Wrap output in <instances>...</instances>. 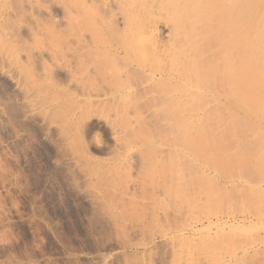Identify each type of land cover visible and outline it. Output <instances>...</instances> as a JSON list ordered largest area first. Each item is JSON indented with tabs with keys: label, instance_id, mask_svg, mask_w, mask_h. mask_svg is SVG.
Instances as JSON below:
<instances>
[{
	"label": "rangeland",
	"instance_id": "rangeland-1",
	"mask_svg": "<svg viewBox=\"0 0 264 264\" xmlns=\"http://www.w3.org/2000/svg\"><path fill=\"white\" fill-rule=\"evenodd\" d=\"M61 1L68 6L74 4ZM219 1L225 3L224 0L206 1V32L209 29L206 39H210L209 45L212 39L224 42L233 38L230 35L233 27L239 28L237 41L233 38L232 43L229 39L218 48L226 50L222 54L229 51L222 58L231 55L234 43L239 49L237 63L240 65L231 62L232 56L224 58L225 61L221 58L220 64L223 66L227 58H232L227 62L233 68L228 65L221 71L222 78L225 72L222 84L231 87L227 85L231 80L230 85H234L236 79L235 87L239 90L236 115L232 110L230 113L234 107L232 100L224 97L221 102L225 105L220 108L224 116L220 118L226 117L222 121L227 123L232 113L236 119L239 116L236 120H239L236 122L239 134H231L236 143L230 133V136L225 132H222L224 136L221 133L214 136L220 144L215 151L211 148V155L206 152L210 156H206L209 159L206 160V181L193 175L197 166H188L179 151H172V145L182 146L168 126L172 106L157 97L169 86L152 84L139 69L157 66L158 61L168 64L161 58L149 57L148 45L116 37L108 44L114 49L95 50L94 40L100 46L105 35L94 34L93 38L85 32L93 25L85 23L84 27H77L80 18L75 19L68 33L63 31L67 20L55 6L57 16L50 24L53 27L59 24L57 34L53 36L44 31L34 38L29 32L21 31L27 42L25 51H12L8 56L2 54L7 50L2 51L1 71L11 66L16 72L12 74L9 68L0 76V264H264V25L255 26L263 19L264 3L252 5L250 0L240 1L235 15H229L233 8L228 1L227 8ZM40 2L48 5L51 0ZM244 3L246 7L242 6ZM218 4L224 8L220 7L221 10ZM211 5L216 6L215 11L209 9ZM220 10L223 13L219 17ZM239 13L246 14L242 18ZM255 15L260 18H254ZM35 17L42 22L49 21L44 13ZM221 18L225 25L219 21ZM252 18L256 19L255 25H251ZM19 22L29 25L32 17H16L15 24ZM247 27L253 32L247 31ZM97 31H102L101 27L97 26ZM228 43L232 46H227ZM169 48L170 44H166V50ZM15 58L26 69L21 71L22 65H15ZM256 65L258 68H254ZM64 69L70 72L65 74ZM18 70L25 73L27 80L19 76ZM231 71L234 75L228 73ZM19 79L22 86L23 80L28 83L24 81L28 85V108L19 107L21 100L14 87ZM220 137L232 142L223 141V145L229 142L228 145L236 147L220 146ZM242 141L245 145H241ZM219 147L229 148L219 152ZM236 148L238 152L243 150L239 153L248 160L252 159L249 160L251 167L241 165L220 171L215 162L220 157L215 159L216 155L227 151L221 157L230 154L231 157ZM183 151L188 154L187 150ZM250 161L254 162L250 164ZM209 162L213 165H207ZM195 187L206 188L205 202L201 194H194ZM210 191L213 192L210 194ZM189 196H193L192 205L196 209L187 205L193 201ZM204 204L206 212L202 214ZM201 214L206 215V229L190 230L192 217H201Z\"/></svg>",
	"mask_w": 264,
	"mask_h": 264
},
{
	"label": "bare ground",
	"instance_id": "bare-ground-1",
	"mask_svg": "<svg viewBox=\"0 0 264 264\" xmlns=\"http://www.w3.org/2000/svg\"><path fill=\"white\" fill-rule=\"evenodd\" d=\"M206 1L207 0H75V2H73V0H69V2L74 3V4H71L70 6H68V5L64 4L63 1H61V0H51V2L48 5L47 4L42 5L40 0H0V50H1L0 55L6 53V55L8 56L9 53H12V51H13V53H14V51H17V50L18 51H25L23 49V47H27V42L24 41V38L22 37L21 31L22 32L23 31L29 32L31 34V36L34 38H37L38 35L40 33H43L44 31L50 32V34L53 36L55 34H57L58 31L56 29L58 28L59 24L55 25L54 27L51 26V24H50V21L55 22L54 17L57 16V14L55 12L56 11L55 6L59 7L61 9L62 12L61 11L60 12L62 13L63 17L67 20V28L65 27V29L63 31L68 33L70 28H72V26H73L72 24L75 25V22H76L75 19L80 18V23L77 25V27L82 28V27H84L85 23H87L89 25H93L89 28H86V30H85V32H88L93 38H94V34L105 35V40L103 41L104 43L100 44V46L96 45L95 40H94L93 48L95 50L96 49H102L104 51H109V50L114 49L113 46L108 45V44L111 43V39H115L116 37L121 38L125 42H128L129 39H134V40L140 42L144 46L148 45L147 51L151 55L149 57L156 58V59L161 58V60L165 61L168 64L166 66L162 61L161 62L158 61L157 66H148V67L141 66L139 69L141 70L140 72L143 75H146V77L148 78V81H150L152 84H154V85H157V84L165 85V84H167L169 86V89H167L166 91L162 90L157 95V97L164 102H169L170 103L169 105L172 106V108L170 107L171 108V110H170L171 111V113H170L171 117H169L170 122L168 123V126L171 128V133L176 135V137L180 140V143L182 144V146H180L178 144L172 145V147H173L172 151H179L182 158L185 160V163H187L188 166H190V165L197 166L196 167L197 170L194 172L193 175L194 176L197 175V176H199L200 180L206 181V160L209 161V159H206V156L207 155L209 156V154H210L209 152L213 153V151H215L214 148L215 147L217 148L218 145L220 144L219 138H215L214 136L220 135V133H221V136H224L225 134H223L222 132H225L227 134V136H230L231 134H233V132H237L236 130L239 129V128H237L238 125H236L239 122V120L236 121L239 116L236 119L234 114L232 113L231 115H232L233 119L235 118L234 119L235 122H234V120L233 121L231 120L232 118L229 119L230 117L228 119L231 120L232 122H228L229 121L228 119H227V123H226V121L223 122L224 120L222 121V119H224L226 117H223L222 119L220 118L223 115V114L221 115V113H220V111H221L220 108L222 107V104H223L221 102V99L222 98L224 99V97L225 98L227 97L226 98L227 100H229V101L232 100L231 103L234 106L233 109H230V113L233 111V112H235V115H236V113L238 112V111H236L237 108L235 109V107L239 106V104H238L239 101L236 100V99H238L237 93L239 92L238 87H237V89L235 87V85L237 84L235 82L236 79L234 80V85H230V82L232 80L230 82L227 80L229 82V84L227 83L228 84L227 86H231V87H225V86L223 87V85H225V84H222V83H224V82H222V79H224V77H225V72H224V76L222 78L221 74L223 75V73L221 71H224V68L226 70L227 67H224V66L229 65V67L233 68V64H231V62L234 63V65H235L237 63L238 56L240 55L238 46L236 45L237 43L236 44L234 43L233 46L231 44H229L231 42L233 43V42L237 41V39H238V38L235 39V37L237 35V31L239 30V28L237 30L233 27V30H232L233 32L230 35H232V37L235 39V41H233V38H229V39H231L230 40L231 42H229L227 44V46L228 45L232 46L231 55L230 54H229V56L226 55V57L232 56L233 60H232V58H230V59L227 58V60H226L227 64H225L223 66L220 65V64H222V60L224 58H226L225 56H224V58H222V55L224 53H227V52L229 53V51L224 52L222 54V52L226 51V50H220L219 49L221 51V52H219L218 48H220L221 45L224 46L223 43L228 42L229 39H227L228 38L227 37L226 38L227 40H225L226 42L222 39L224 41V42H222L221 39L218 38L222 42V43H220V41L217 40V37H216L215 39L217 41L212 39L211 45H209V42H207L208 39H206L207 38L206 33L208 32L209 29L207 28V32H206V23H207L206 21L208 20V19H206V13H207L206 9H208V8H206ZM226 1H228L230 6L233 8L232 11L234 10L233 12L229 11V15H230V13L233 14L235 12V10L238 9V6L240 5V1H243V0H224L223 2L226 3ZM250 1L249 2L252 5H254L255 2H260V3L263 2L264 3V0H250ZM219 2L221 3V1H219ZM219 2H217V3H219ZM225 3H221V4H223L226 8L229 7V6H227L228 4H225ZM221 4H218L219 8L221 7L220 6ZM245 5H247V3L246 4L244 3L242 6L246 7ZM213 6H215V5H213ZM213 6L211 5V8L209 7V9H211V11L213 8H214L213 9L214 11L216 10L215 9L216 6L215 7H213ZM221 8H224V7L222 6ZM258 8H257V11H258ZM241 9H242V7H241ZM221 10L219 12V17L223 13ZM245 11H246V13H248L247 10H245ZM257 11H256V14H257ZM26 12H27V14H26ZM259 12H262V11L260 10ZM41 13L46 14L49 21L46 20L47 22H42L41 20H39L35 17V14L40 15ZM220 13H221V15H220ZM245 14H242V15L240 14V15L243 18V16ZM25 15H27V17H32V22H30L29 25H24L22 22L15 24L16 17H21L23 19V17ZM234 15H235V13H234ZM240 15H239V17H240ZM249 15H250V12H249L247 17H249ZM262 16H263V19L260 18L259 15H255L254 18L259 17L261 20L259 19V22H256L259 25L258 24L255 25L256 24L255 20L257 18L254 20L252 18L253 23H251V25L254 24L255 26H257V28H258V26L264 25V23L261 24L262 22H264L263 21L264 20V13H263V15H261V17ZM247 17L245 19H247ZM13 18H14V20H13ZM242 18H239V21L243 20ZM213 19H214V17H213ZM245 19H244V21H245ZM219 21H221V23H222L223 22L222 18ZM211 23H212V21H211ZM215 23H217V22H215ZM215 23H213V24H215ZM222 24L225 25L226 23L224 22ZM248 24H250V23H248ZM224 25H223V27H224ZM229 25L230 24H228V26ZM97 26L101 27L102 31H97ZM232 26H234V25L232 24ZM255 26H253V27H255ZM12 27L15 28V31L12 29ZM251 28H252V26H251ZM251 28L247 27L246 29L248 31V29L250 30ZM211 29H213V28L211 27ZM220 29H222V28H220ZM246 29H245V31H246ZM215 30L217 31V29H215ZM215 30H214V32L212 30V32L214 34L217 33ZM251 30L253 32V29H251ZM222 32H224V31H222ZM228 32H229V30H228ZM228 32H226V34ZM221 33H220V35H221ZM245 33H247V32H245ZM210 34H212V33H210ZM261 34H263V33H261ZM220 35H218V36H220ZM212 36H213V34H212ZM240 36H241V34H240ZM256 36H257V34H256ZM253 37L255 38V35ZM253 37H251V38H253ZM258 37H259V35H258ZM242 38H244V37H242ZM244 40H245V38H244ZM249 40L252 41V39H249ZM208 41H210V39ZM245 43H243V44H245ZM166 44H170V48L168 50H166ZM207 44H208L209 48H208ZM250 44L248 43V45H250ZM252 45L253 44H251V47H252ZM216 46H219V47L214 48ZM258 47H259V45H258ZM263 47H264V45H263ZM9 48H11L10 51H8ZM87 48L89 50H93V48H90V47H87ZM207 48L209 51L207 50ZM241 48H242V46H241ZM254 48L256 49V47H254ZM246 49H248V48H246ZM252 49H251V51H252ZM3 50H7V51H3ZM2 51H3V53H2ZM251 51H249V52L251 53ZM256 51H257V49H256ZM249 52H248V54H250ZM252 53L250 55H253ZM10 56H12V54ZM26 56H28V55H26ZM3 57L4 56H1V58H3ZM5 58H6V56H5ZM5 58H4V60H5ZM221 58H222V60H221ZM10 59L12 60L13 58L11 57ZM228 59H229V61L230 60H232V61L227 62ZM6 60H8V58ZM18 60H16V58H15L14 63ZM249 60H250V58H249ZM224 61H225V59H224ZM224 61H223V64L225 63ZM255 61L257 62V60H255ZM0 62H2V61H0ZM22 63H24V62H22ZM241 63H243V62H241ZM246 63L247 62H245L244 64H246ZM9 64H11V63H9ZM13 64H11V65H13ZM17 64H19V65H17ZM1 65H3V64H1ZM4 65H5V63H4ZM4 65H3V67H5ZM15 65L20 67V65H22V64L19 61V62H16ZM15 65H14V67H15ZM23 65L21 66V68H19L20 70L21 69L23 70L25 68V66H23ZM238 65H240V63ZM246 65H248V64H246ZM220 66H222V68H223L222 70H221ZM255 67L258 68L257 65L254 66V68ZM5 68H6L5 70L8 71L9 68H7V67H5ZM11 68H10V70H11ZM17 68L18 67H16V69ZM249 68H250V65H249ZM240 69H242V67ZM1 70L2 69H0V76H1V73L6 72V71L2 72ZM10 70H9V72H12V74L14 73V71L16 72V70H14V69H12L11 71ZM68 72H70V70L64 69L63 73L67 74ZM233 72L231 71L228 73L231 74ZM243 72H244V70H243ZM254 72H256V71H253V73ZM259 72H262V70ZM4 73H3V76H4ZM19 73H20V71H19ZM23 73H20L19 76L20 77H22V76L26 77L25 73L24 74ZM235 73H237V71ZM251 73H252V71H251ZM12 74H11V78L14 77ZM230 74H229V76H230ZM233 75H234V73H233ZM262 75H263V73H262ZM15 76H17V74ZM245 76H247V75H245ZM25 77H24V79L27 80V77L26 78ZM242 77L244 78V76H242ZM257 77H259V76L257 75ZM5 78H3V79H5ZM230 78H232V77H230ZM17 79H18V77H17ZM17 79L15 80V83H16V81H18ZM251 79H253V78H251ZM13 80H14V78H13ZM21 80L19 79L20 83L18 82L14 86V87H16L15 93L18 92V94L16 96H20V98L18 97V99L21 100V104H19V107L28 108L30 106V102L27 100L28 96H29L27 93L28 92V88H27L28 85H26L27 81H25V80H23V83H22L23 86L20 85ZM24 81L26 83H24ZM242 81H244V80H242ZM263 81H264V79H263ZM253 82H251V84ZM12 83H14V82H12ZM24 85H26V86H24ZM241 85H243V84H241ZM255 87H256V85H255ZM258 87H259V85H258ZM224 88H227V89H225L226 91L224 90ZM254 89H256V88H254ZM0 91H1V89H0ZM226 94H230V96H232L233 98H230V96L228 97V95L226 96ZM251 94H253V93H251ZM239 96H240V93H239ZM248 100H247V102H248ZM250 101H251V98H250ZM261 102L262 101H260V103ZM254 103H256V101ZM16 105L18 106V104H16ZM223 105H225V104H223ZM252 106H253V104L251 105V108H252ZM263 106H264V104H263ZM226 107H227V104H226ZM257 107H259V105ZM223 111H225V110H223ZM226 113H225V115H226ZM241 113H243V112H241ZM219 119H221L220 121L223 122V125H222V122H221V125L219 124L220 123ZM247 123H250V122H247ZM246 125L247 124H245V129H246ZM250 125H253V124H250ZM242 126H244V125H242ZM221 127H222V129H221ZM248 131H252V129L251 130L249 129ZM261 132H263V130ZM228 133H230V135ZM231 136H232L231 140L235 141V143H236V139L233 138V135H231ZM234 137L236 138V136H234ZM238 137H239V135H238ZM220 138L222 139V141H221L222 144L220 145L222 147H224L225 144L227 146L228 143L231 142V141H229V139L223 140L222 137H220ZM116 141L118 142L119 140H117V138H116ZM223 141H226V142L229 141V142L228 143L224 142L225 144L223 145ZM245 141H242L243 144H241V145H245L244 144ZM238 142H239V140H238ZM249 144H251V143H249ZM229 145L231 148L232 144H229ZM237 145H238V143H237ZM232 146L234 148L236 147L234 145H232ZM240 146H237V147L239 148ZM211 148H213V151L211 150ZM219 148H220L219 149V152H220L225 147L223 149H221V147H219ZM228 148L229 147H227L224 150H228ZM238 148H236V150ZM183 149L187 150L188 154H185ZM242 149H245L244 146L242 147ZM209 150H211V151H209ZM247 150H249V149H247ZM232 151H234V150H231L230 152L233 153ZM242 151L243 150H241V151L239 150V152H242ZM206 152H208L209 154H206ZM237 152H238V150H237ZM237 152L235 154L234 153L232 154V156H231L232 158L230 157L231 154L229 155V157L226 156V158L225 157L222 158L227 153V151L225 154L223 153L224 155L223 154H221L220 156L216 155V158L214 156L215 159H217V157L218 158L220 157V160L215 161V162H216V165H218L221 168V170L220 169H218V170L214 169V170H216L217 172L219 170L223 172V170L225 168H232V167L235 168V167H239L241 165H244L245 168L248 166L247 169H249V167H251V165L249 166V160H252V159L248 160L246 158V156H244L243 154L241 155V153H239V152L237 153ZM214 153L218 154L216 152H214ZM251 155H253V154H251ZM251 157H249V158H251ZM214 158H213V160H215ZM211 160L212 159L210 158V161ZM252 162H254V161H252ZM252 162L250 161V164ZM209 164H210V162L207 165H209ZM210 165H213V164L211 163ZM214 166H215V164H214ZM218 166H216V167L219 168ZM220 174H223V173H220ZM197 176H195V177H197ZM210 177H212V176H210ZM209 182H210V180H209ZM213 182H211V183H213ZM242 182H244V180ZM245 183H247V182H244V184ZM252 185H256V184L254 183ZM210 187L211 186L209 185L208 186V192H209ZM213 189L214 188L212 187V190ZM193 192H194V194L196 193V195H199V196L201 194L202 195L201 199H203L202 201L203 202L206 201V188L205 187L203 189L200 187H195V190H193ZM193 192L189 193V195L190 194L192 195ZM212 192L213 191H210V194ZM216 193H217V191H216ZM208 196H212V195L208 194ZM213 196H214L213 197V199H214L216 195L213 194ZM189 197H188V201H189ZM191 198H193V196H191L190 199ZM191 200H193V199H191ZM199 201H200V197H199ZM199 201H196V202H199ZM192 202H194V200L188 202L187 205H192ZM189 203H191V204H189ZM199 205H200V202H199ZM192 206H194V205H192ZM194 209H196V206H194ZM194 209H191V210L193 211ZM205 210H206V204H204V206L202 208V211H201L202 214L204 212H206ZM198 214L199 213H197V215ZM202 214H201V217H192V222H190L188 225L190 230L193 229L194 231H199V229L197 227L206 226V215L204 214L202 216ZM194 228H196V229H194ZM204 228L206 229V227H204ZM200 230L202 231L204 229L200 228Z\"/></svg>",
	"mask_w": 264,
	"mask_h": 264
}]
</instances>
